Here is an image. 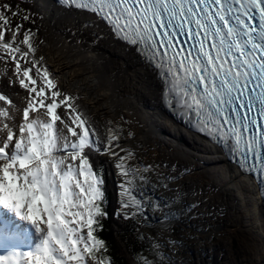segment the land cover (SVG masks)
I'll return each mask as SVG.
<instances>
[{
    "label": "snow or ice",
    "instance_id": "obj_1",
    "mask_svg": "<svg viewBox=\"0 0 264 264\" xmlns=\"http://www.w3.org/2000/svg\"><path fill=\"white\" fill-rule=\"evenodd\" d=\"M35 7L0 0V75L25 93L20 107L0 91V264H117L99 235L113 176L112 218L128 222L140 245L129 264H174L164 249L176 242L144 230L153 220L171 226L177 211L198 207L171 187L184 173L145 163L133 131L97 119L79 92L63 87L43 54ZM50 7L79 17L76 32L91 31L93 43L111 38L146 58L164 81L165 101L174 99L264 198V0H52Z\"/></svg>",
    "mask_w": 264,
    "mask_h": 264
},
{
    "label": "bare ground",
    "instance_id": "obj_2",
    "mask_svg": "<svg viewBox=\"0 0 264 264\" xmlns=\"http://www.w3.org/2000/svg\"><path fill=\"white\" fill-rule=\"evenodd\" d=\"M33 1L30 4L43 17V51L61 83L80 90L95 109L138 116L146 125L132 142L137 148L156 137L176 147V156L204 165L219 189L214 203L232 212L229 234H245L251 263L264 264V201L253 178L242 175L219 148L165 109L163 84L140 56L111 38L93 43L91 31L76 32L80 18L74 13L55 10L50 7L52 0ZM39 20L40 16L38 24ZM23 96H17L18 101Z\"/></svg>",
    "mask_w": 264,
    "mask_h": 264
},
{
    "label": "rangeland",
    "instance_id": "obj_3",
    "mask_svg": "<svg viewBox=\"0 0 264 264\" xmlns=\"http://www.w3.org/2000/svg\"><path fill=\"white\" fill-rule=\"evenodd\" d=\"M28 2L33 3L34 1L28 0ZM39 16L42 15L39 13L37 17ZM41 38L44 39L42 31ZM43 54L47 58L50 70L59 76V73L54 69L53 64L44 51ZM3 71V65L0 64V74ZM5 84L6 79L0 75V91L8 94L18 106L23 107V104L18 101L17 96L25 95L24 91L18 87H5ZM61 84L68 91L79 92L81 97H83L82 104L85 107L87 106L91 114L111 118L122 123L126 129H130L135 133V138L132 142H135L139 138L141 129L145 127L146 123L139 120L138 116L135 117L128 112L113 114L111 110L105 108L95 109L80 90H74L63 83ZM121 117L123 118L122 121ZM137 152L145 163L163 161L169 166L167 171L177 175L184 173L178 181L171 183V187L179 188L185 193L183 197L185 204L196 203L198 205L188 215L177 211L176 221L171 226L165 225L162 227L154 221V227L152 228L156 230L155 235H162L165 239L170 238L175 241L174 236L179 233V236H177L179 243L174 248L172 246L165 248L166 254L171 255L178 264H254L250 261V254L245 251L244 242L247 236L242 232L229 234L228 228L230 227L229 229H231L234 225L232 223L234 220L232 212L214 203L219 189L215 188V178L204 170L206 169L204 165L199 162H189L182 157L176 156L175 153L178 152L176 147L161 142L156 137L148 145H142L140 149L137 148ZM177 169L179 172L176 171ZM186 169L187 171H185ZM112 179L114 180L115 177L113 176ZM161 193L164 196L172 194L158 188L157 195ZM112 205L114 206V202ZM181 207H183L182 204L176 205L174 211ZM156 216H161V214L156 213ZM187 228L190 229L191 233L188 235V239L185 237L186 233L183 231V229Z\"/></svg>",
    "mask_w": 264,
    "mask_h": 264
},
{
    "label": "trees",
    "instance_id": "obj_4",
    "mask_svg": "<svg viewBox=\"0 0 264 264\" xmlns=\"http://www.w3.org/2000/svg\"><path fill=\"white\" fill-rule=\"evenodd\" d=\"M93 115H95V117L101 121L105 119L104 116L102 117L97 114ZM106 196L108 198L109 218L104 221V230L100 232L99 235L108 243L111 249V255L117 261V264H129L132 252L139 250L140 245L136 242L135 237L132 235L131 225L128 222L116 221L112 218L111 213L114 207L112 204L113 202L115 204V188L113 185L112 177L107 182ZM148 215L151 217L153 215H156V213L153 214L151 211H149ZM152 224H154V220L152 221ZM144 231L150 235L156 234V230L153 228L145 229ZM183 231L186 233L185 237L188 239V235L191 234L190 229H183ZM177 236H179V233L174 236V239H176V244L179 243V239ZM173 262L174 264H178L174 258Z\"/></svg>",
    "mask_w": 264,
    "mask_h": 264
}]
</instances>
